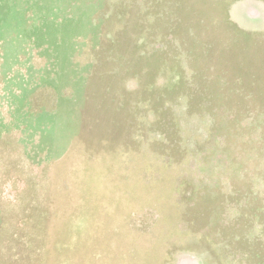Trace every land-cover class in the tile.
Listing matches in <instances>:
<instances>
[{
  "label": "rangeland",
  "instance_id": "374dc122",
  "mask_svg": "<svg viewBox=\"0 0 264 264\" xmlns=\"http://www.w3.org/2000/svg\"><path fill=\"white\" fill-rule=\"evenodd\" d=\"M0 264H264V0H0Z\"/></svg>",
  "mask_w": 264,
  "mask_h": 264
}]
</instances>
